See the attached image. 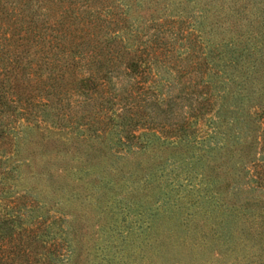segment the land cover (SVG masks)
Returning <instances> with one entry per match:
<instances>
[{
  "label": "trees",
  "instance_id": "16d2710c",
  "mask_svg": "<svg viewBox=\"0 0 264 264\" xmlns=\"http://www.w3.org/2000/svg\"><path fill=\"white\" fill-rule=\"evenodd\" d=\"M0 264H264V0H0Z\"/></svg>",
  "mask_w": 264,
  "mask_h": 264
},
{
  "label": "rangeland",
  "instance_id": "374dc122",
  "mask_svg": "<svg viewBox=\"0 0 264 264\" xmlns=\"http://www.w3.org/2000/svg\"><path fill=\"white\" fill-rule=\"evenodd\" d=\"M21 132L19 133L20 135V139H19V147L22 151V157H21V160H20V172H19V179L17 181L18 182H21L22 184L21 185H17L15 186L16 188H21V187H30V186H33L35 184H37V182H39L37 185H35L34 187H36V190L37 192H43L45 190L49 191L48 188L45 187V183L43 181V179L41 180V183H40V180H38L37 176L34 175V173H30L29 171V168L27 167V163L25 161H29L30 165H31V169L32 167H35L36 169H42L41 166L43 165L45 159L41 158V157H37L36 158V162H35V165L32 163V161L30 160V158H25V156H27L28 154V149L30 147V145H35L36 149L40 150L41 148H39V144H38V141H39V133L40 131H38L37 129L35 128H27L25 126H22L21 127ZM48 134L53 136V137H58L59 133H57L56 131H48ZM64 136H60V138H63ZM37 143V144H36ZM81 146L83 147H86V148H89L87 144L85 143H81ZM171 149H167V150H163L161 152H158L156 155H159L161 157H166L167 155L171 154ZM54 158V157H53ZM43 159V160H41ZM66 158H54V161H53V165L52 167H55L57 165H59V163H61L62 161H65ZM34 171V169H33ZM44 173V172H43ZM33 174V176H32ZM42 176H45V174H41ZM44 188V189H43ZM50 194L48 193V196L46 198H50ZM85 201V200H84ZM76 207L78 209L81 208V206L79 204H76Z\"/></svg>",
  "mask_w": 264,
  "mask_h": 264
}]
</instances>
